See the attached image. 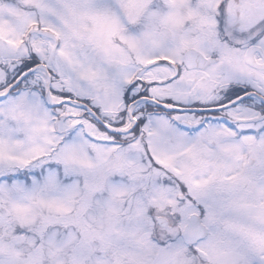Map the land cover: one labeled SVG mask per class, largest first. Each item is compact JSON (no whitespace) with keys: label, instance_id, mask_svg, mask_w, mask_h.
<instances>
[{"label":"snow or ice","instance_id":"snow-or-ice-1","mask_svg":"<svg viewBox=\"0 0 264 264\" xmlns=\"http://www.w3.org/2000/svg\"><path fill=\"white\" fill-rule=\"evenodd\" d=\"M0 264H264V0H0Z\"/></svg>","mask_w":264,"mask_h":264}]
</instances>
